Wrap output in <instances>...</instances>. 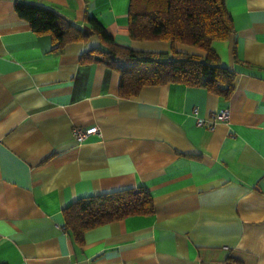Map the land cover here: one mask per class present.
Masks as SVG:
<instances>
[{"label":"crops","instance_id":"crops-1","mask_svg":"<svg viewBox=\"0 0 264 264\" xmlns=\"http://www.w3.org/2000/svg\"><path fill=\"white\" fill-rule=\"evenodd\" d=\"M224 1L234 30L211 48L235 73L227 100L175 82L122 97L116 69L81 59L101 45L86 14L118 45L169 51L129 37V0H0V264H264V0ZM17 2L87 38L58 49ZM221 108L226 120L197 124ZM90 126L77 143L75 128ZM139 187L152 214L98 225L81 244L64 230L76 199Z\"/></svg>","mask_w":264,"mask_h":264},{"label":"trees","instance_id":"trees-1","mask_svg":"<svg viewBox=\"0 0 264 264\" xmlns=\"http://www.w3.org/2000/svg\"><path fill=\"white\" fill-rule=\"evenodd\" d=\"M14 10L35 33L50 34L58 49L87 38L81 29L50 8L17 2ZM85 21L101 45L85 52L81 59L103 62L116 69L122 97L136 96L144 86L173 82L203 87L225 100L234 92L235 73L220 63L211 48L213 40H225L234 30L224 0H129V37L167 41L169 51H142L118 45L94 17L86 14ZM177 44L200 49L203 54L180 51ZM153 212L146 189L126 188L76 199L63 210V228L81 244L84 233L91 228Z\"/></svg>","mask_w":264,"mask_h":264},{"label":"built area","instance_id":"built-area-1","mask_svg":"<svg viewBox=\"0 0 264 264\" xmlns=\"http://www.w3.org/2000/svg\"><path fill=\"white\" fill-rule=\"evenodd\" d=\"M229 111L227 108H221L218 111L214 112L208 119L198 118L197 124L200 126H205L208 129H212L213 125L216 121L226 120L228 118ZM98 132V128L96 126H90L86 128H75L73 132V137L77 143H81L91 135ZM196 264H204L202 262H197ZM217 264H236L234 262L222 261Z\"/></svg>","mask_w":264,"mask_h":264}]
</instances>
